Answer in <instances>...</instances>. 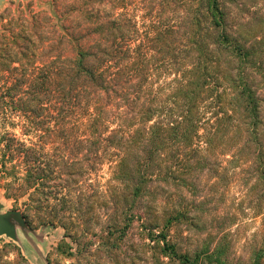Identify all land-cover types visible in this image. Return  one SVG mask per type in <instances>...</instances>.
<instances>
[{
    "label": "trees",
    "instance_id": "trees-1",
    "mask_svg": "<svg viewBox=\"0 0 264 264\" xmlns=\"http://www.w3.org/2000/svg\"><path fill=\"white\" fill-rule=\"evenodd\" d=\"M228 1L166 0L165 15L157 10L147 28L136 29L131 17L103 14V2L73 0L63 13L57 3L39 14L40 46L26 27L1 35L0 174L7 175L5 196L20 203L29 224L60 223L70 234L85 208L74 184L102 164L120 185L106 200L123 210L149 181L155 191L166 176L190 185L180 175L196 168L187 163L201 150L196 142L220 152L232 144L237 155L254 144L252 157L245 154L258 162L264 182L261 99L244 72L250 52L231 34ZM80 15L85 21L74 24ZM13 37L22 44L13 41L12 48ZM7 126H17L20 136ZM56 140L72 148L45 149ZM183 213L169 215L158 231L157 224L145 230L165 256L189 263L164 231ZM222 253L219 245L206 247L192 262L204 256L209 264H228ZM250 264H264V241Z\"/></svg>",
    "mask_w": 264,
    "mask_h": 264
},
{
    "label": "rangeland",
    "instance_id": "rangeland-1",
    "mask_svg": "<svg viewBox=\"0 0 264 264\" xmlns=\"http://www.w3.org/2000/svg\"><path fill=\"white\" fill-rule=\"evenodd\" d=\"M69 1L73 0H0V37L8 36L11 29L26 27L34 33L33 44L40 46L43 35L37 28L39 14L48 13L51 5L57 3L58 10L63 13L70 7L67 6ZM97 1L98 5L106 3L103 14L114 11L120 13L121 18L131 17L136 29L147 28L157 10L166 14V0H114L117 2L114 9L113 0ZM226 5L231 15V34L250 52L244 62V72L253 92L261 99L264 120V0H232ZM77 6L85 4L78 2ZM84 21L82 15L73 19L74 24ZM13 41L22 44L21 39L13 37L9 40L12 48L15 47ZM19 74L18 70L12 73L13 77ZM163 79L161 76L159 85ZM6 129L20 136L17 126ZM199 147L200 152L187 160L196 168L180 175L190 185L177 184L175 178L166 176L157 179L159 188L155 191L149 181L146 192L135 199L128 210H123L120 204L107 202L106 195L112 199L113 188L119 191L120 185L109 181L110 171L106 164L99 165L95 172L81 180L82 183L74 184V195L83 194L85 208L80 221H74L73 227L68 229L70 234L60 223L34 221L29 224L25 220L21 225L11 218L16 238L0 235V264H209L204 256L196 263L192 262L193 257L202 249L210 250L215 245L223 248L221 257L228 264H250L255 250L264 241V182L257 170L258 162L249 158L255 150L254 144L244 147L239 155L234 153L235 145L232 144L221 152L219 147L211 151L203 143L193 145L197 150ZM70 148V144L59 140L45 145L50 152ZM246 151L250 152L249 157ZM17 161L16 158L13 163ZM5 176L0 174L2 211L22 212L19 202L16 204L5 196ZM180 210L183 215L164 231L168 243L175 244L178 254H187L191 259L189 263L165 256L160 250L161 243L156 244L146 237L145 227L157 224L153 231H158L169 215ZM44 211L43 208L39 212ZM124 211L126 220L122 217ZM109 215L112 219L107 218Z\"/></svg>",
    "mask_w": 264,
    "mask_h": 264
},
{
    "label": "water",
    "instance_id": "water-1",
    "mask_svg": "<svg viewBox=\"0 0 264 264\" xmlns=\"http://www.w3.org/2000/svg\"><path fill=\"white\" fill-rule=\"evenodd\" d=\"M2 209L3 204L0 202V235H5L11 239H15L16 228L11 218H15L21 225L25 223V219L19 210L10 209L2 211Z\"/></svg>",
    "mask_w": 264,
    "mask_h": 264
}]
</instances>
